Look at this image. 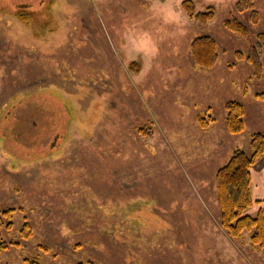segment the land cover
I'll use <instances>...</instances> for the list:
<instances>
[{"label": "rangeland", "instance_id": "obj_1", "mask_svg": "<svg viewBox=\"0 0 264 264\" xmlns=\"http://www.w3.org/2000/svg\"><path fill=\"white\" fill-rule=\"evenodd\" d=\"M183 1L0 0V208L14 209L0 264H264L251 232L221 226L215 184L264 134V76L224 26L236 15L256 43L264 0L256 25L238 0H191L216 9L207 25ZM22 4L39 22L20 21ZM200 36L217 42L213 69L191 58ZM229 101L245 107L240 134Z\"/></svg>", "mask_w": 264, "mask_h": 264}, {"label": "trees", "instance_id": "obj_2", "mask_svg": "<svg viewBox=\"0 0 264 264\" xmlns=\"http://www.w3.org/2000/svg\"><path fill=\"white\" fill-rule=\"evenodd\" d=\"M182 9L191 19L201 25H207L216 15V9L213 6H208L204 12L196 11L195 5L191 0L183 1ZM235 12L236 14L250 12V21L253 25L258 24L260 20V15L256 11V0H238L235 4ZM16 14L20 21H23L27 26H30L28 17L31 14L35 15L32 26L34 23L39 22L38 20L40 19L39 11L32 9L26 4H22ZM224 26L247 43L248 54L244 55L239 52L238 59L245 60L252 67L254 78H262L264 76V64L262 61L264 33L257 35L255 43L249 28L233 14L224 21ZM190 54L194 64L200 69H213L219 62L217 42L210 36L194 38L190 46ZM245 92L247 91L245 90ZM224 108L228 132L233 135L244 132L246 125L244 105L238 101H229L225 103ZM210 119L208 121L198 115L199 124L203 128H208L212 122H215L214 118ZM250 147L252 149L251 155H248L242 149L234 150L229 161L217 170L215 184L222 211L221 226L227 230L232 238H239L245 232H251V243L254 246H258L264 253V208H260L256 213H251V210L257 204V201L252 196L251 170L264 156V134L254 133L251 137ZM13 211L14 209L2 210L0 208V229L5 225L3 215L11 218ZM11 226L12 222L6 224L8 229ZM24 227V236L28 237L29 225L25 224ZM3 245L0 249L7 248L6 244ZM28 263L39 264L36 261H27Z\"/></svg>", "mask_w": 264, "mask_h": 264}, {"label": "crops", "instance_id": "obj_3", "mask_svg": "<svg viewBox=\"0 0 264 264\" xmlns=\"http://www.w3.org/2000/svg\"><path fill=\"white\" fill-rule=\"evenodd\" d=\"M260 133V132H259ZM223 143L219 141V146ZM236 149H241L236 146ZM252 175V196L257 204L251 210V213H256L260 208H264V156L251 170Z\"/></svg>", "mask_w": 264, "mask_h": 264}]
</instances>
